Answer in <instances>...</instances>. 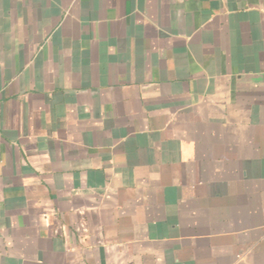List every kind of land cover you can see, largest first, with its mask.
<instances>
[{
    "label": "crops",
    "instance_id": "1",
    "mask_svg": "<svg viewBox=\"0 0 264 264\" xmlns=\"http://www.w3.org/2000/svg\"><path fill=\"white\" fill-rule=\"evenodd\" d=\"M0 264H264V0H0Z\"/></svg>",
    "mask_w": 264,
    "mask_h": 264
}]
</instances>
